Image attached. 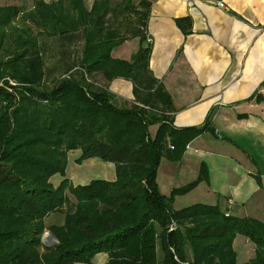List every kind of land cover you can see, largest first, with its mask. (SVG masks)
Returning <instances> with one entry per match:
<instances>
[{"label": "trees", "instance_id": "1", "mask_svg": "<svg viewBox=\"0 0 264 264\" xmlns=\"http://www.w3.org/2000/svg\"><path fill=\"white\" fill-rule=\"evenodd\" d=\"M149 6L0 5V264H91L98 253L106 264H264V222L217 204L173 207L175 196L207 178L205 168L167 195L158 189L161 158L180 160L208 119L173 125L170 96L149 69ZM175 23L190 31L188 17ZM128 37H138L135 52L113 58L111 50ZM114 78L131 82L133 100H117L108 88ZM74 150L77 164L113 163L114 180L71 184L65 169ZM54 175L62 177L57 185ZM51 213L62 214V222L46 224ZM46 231L52 246L43 245ZM237 234L253 244L241 263L232 246Z\"/></svg>", "mask_w": 264, "mask_h": 264}, {"label": "crops", "instance_id": "2", "mask_svg": "<svg viewBox=\"0 0 264 264\" xmlns=\"http://www.w3.org/2000/svg\"><path fill=\"white\" fill-rule=\"evenodd\" d=\"M147 1L149 69L170 96L173 125L201 126L208 119L206 129L186 144L180 160L161 158L157 172L161 170L166 192H160L167 195L196 180L202 166L207 178L175 196L174 208L188 198L191 204H217L231 215L264 222V0ZM91 2H85L87 8ZM183 17L190 20L187 33L175 23ZM138 44V37H128L110 54L128 60ZM108 88L119 101L133 100L128 80L114 78ZM156 127L149 126L151 135ZM78 153L67 154L65 177L71 184L114 180L113 163L88 158L77 164ZM82 166L97 174L79 176ZM61 178L54 175L51 181L57 185ZM232 246L237 263L253 255V244L242 235L234 237ZM106 262V254L98 253L91 264Z\"/></svg>", "mask_w": 264, "mask_h": 264}, {"label": "rangeland", "instance_id": "3", "mask_svg": "<svg viewBox=\"0 0 264 264\" xmlns=\"http://www.w3.org/2000/svg\"><path fill=\"white\" fill-rule=\"evenodd\" d=\"M45 1L49 2L51 0H45ZM87 1L88 0H85V2H87ZM32 3H33V0H0V5L15 4V5H21V6L25 7V8H28L29 6H31ZM78 171H79V173H78L79 176H81V175H83V176H93V175L97 174L96 170L89 169V168H87L85 166H82L81 168H79ZM156 183H157L159 191L161 190L162 192H166L165 180H164V177L161 174V170H159V172L156 171ZM192 202H194V201H192L191 199L187 198V200L184 199L183 203H181V204L177 202V204H180V205L175 204V206L177 208H181L182 206L189 205ZM60 221H62V214H60V213L59 214H54L50 218L47 219L46 224L59 223ZM41 239H42V242H43L44 246H52L55 243V239L47 231L43 233Z\"/></svg>", "mask_w": 264, "mask_h": 264}, {"label": "built area", "instance_id": "4", "mask_svg": "<svg viewBox=\"0 0 264 264\" xmlns=\"http://www.w3.org/2000/svg\"><path fill=\"white\" fill-rule=\"evenodd\" d=\"M216 5H217L218 7H224V4H223L221 1H216ZM146 41H147V42H150V38H149L148 35H147V37H146ZM172 228H173V224L170 225L169 229H172Z\"/></svg>", "mask_w": 264, "mask_h": 264}]
</instances>
